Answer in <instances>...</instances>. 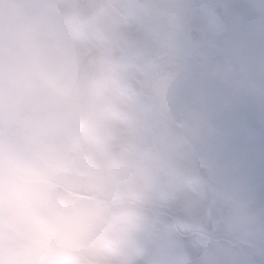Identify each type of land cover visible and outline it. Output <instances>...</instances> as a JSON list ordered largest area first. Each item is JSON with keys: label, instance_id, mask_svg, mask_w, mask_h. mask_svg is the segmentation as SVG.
I'll list each match as a JSON object with an SVG mask.
<instances>
[{"label": "snow or ice", "instance_id": "6c2138e0", "mask_svg": "<svg viewBox=\"0 0 264 264\" xmlns=\"http://www.w3.org/2000/svg\"><path fill=\"white\" fill-rule=\"evenodd\" d=\"M54 6L61 18H76L79 33L68 40L72 55L57 86L91 90L81 73L88 58L94 84L104 88L95 107L109 115L113 131L105 152L110 186L123 192L125 178L147 168L158 120L198 149L193 164L209 169L203 187L214 199H225L216 184L242 157L255 153L247 163L264 170V136L251 133L248 104L238 98L247 78L238 65L247 53L236 37L251 23L246 15H209L201 0H60ZM251 95L264 107V91L253 88ZM139 104L153 115L137 114ZM176 108L183 113L180 119ZM124 113L130 119H123ZM107 203L122 207L111 199ZM205 207L193 194L173 195L139 237L145 255L136 264H189L180 257L185 233L171 220L182 208ZM194 252L208 255L199 247ZM88 264L124 262L97 254Z\"/></svg>", "mask_w": 264, "mask_h": 264}, {"label": "clouds", "instance_id": "9594fccd", "mask_svg": "<svg viewBox=\"0 0 264 264\" xmlns=\"http://www.w3.org/2000/svg\"><path fill=\"white\" fill-rule=\"evenodd\" d=\"M209 15L225 16L242 12L251 23L236 37L247 53L243 65H238L246 74L245 87L239 99L248 104L249 129L256 137L264 136V107L259 105L251 91H264V0H201ZM76 25L71 38H78ZM69 57L72 49L68 47ZM83 83L93 85L95 99L103 96L102 85L94 84L91 60L82 61ZM122 94H125L121 90ZM153 115L146 106L139 104L137 114ZM177 119L183 117L179 108L174 109ZM108 118L109 115H107ZM123 119H130L124 113ZM159 130L153 150L146 155L147 168L140 167L134 178H125L123 194L112 196L122 203L114 214L111 226L122 238V245L109 244L114 259L124 264H136L145 253L139 237L148 225L157 218V213L172 199L173 195L193 194L206 207L180 209L171 223L185 233L181 241L180 257L189 264H264V170L252 168L247 160L255 153L242 157L232 174L220 179L216 187L224 191L223 200L212 198L203 187L209 177V169L193 164L197 153L195 145L181 138L158 120ZM108 137L113 131L108 127ZM204 249L208 255L195 254L194 248Z\"/></svg>", "mask_w": 264, "mask_h": 264}, {"label": "rangeland", "instance_id": "374dc122", "mask_svg": "<svg viewBox=\"0 0 264 264\" xmlns=\"http://www.w3.org/2000/svg\"><path fill=\"white\" fill-rule=\"evenodd\" d=\"M6 13L9 16L11 15L9 12ZM43 13L47 14L45 9H43ZM38 31H45L44 26L37 25L30 28V30H24L26 38L18 46L20 61H16L11 56V50H8L7 47L4 49V57L0 60L2 64L0 68V109L8 110L11 116L9 120L5 121L3 119L0 121L7 126L19 128V139H0V202L15 199L12 208L6 207L4 210V215L9 217L10 214H18L19 210L22 215H29L33 208H39L40 205H42L44 212L49 214L58 215L65 212L63 209L51 207L47 197H44V195L47 196L46 192L50 187L58 184L56 172L59 170L77 171L86 174L90 178L88 189L92 187L100 190L101 194L106 191L104 195L107 196L105 176L108 171V163L105 152L106 146L110 142L107 134L109 118L106 113L95 107L96 99L94 96V117L92 123L87 127L78 126L64 120H56L46 126L51 132V135H48L45 132L46 128L31 132L28 122L22 124L16 119L17 103L22 90L21 82L29 70L40 71L44 79L54 88L60 92L64 90L57 86V79L60 77L50 76L49 78L42 72L43 68L38 67L42 59L48 57L50 60L55 57V53L59 48L51 54L43 56L40 60H38L39 55L37 54L32 64L23 55L31 47V37ZM6 71L7 74H5ZM11 73L13 75L10 76ZM90 145L96 150L94 160H83L75 154V149H87ZM11 166H17L18 168H10ZM38 186L41 187L39 190ZM89 196L90 192L86 198H89ZM77 199L81 198L77 197ZM71 212H75V209ZM77 223V220H69L65 222V226L68 229H76ZM7 226L5 221L0 220V251L5 250L3 242L12 238L14 248L25 255L24 258L10 264H60L59 262L45 263L40 260L43 253L35 258L30 249L35 242L34 236L8 237L2 232L3 227ZM64 242L77 244L75 234L70 232L65 236V239L62 238L60 244H64ZM28 252H30V257H27Z\"/></svg>", "mask_w": 264, "mask_h": 264}, {"label": "flooded vegetation", "instance_id": "af4514ba", "mask_svg": "<svg viewBox=\"0 0 264 264\" xmlns=\"http://www.w3.org/2000/svg\"><path fill=\"white\" fill-rule=\"evenodd\" d=\"M59 2L60 0H31L27 6L21 8L20 2L17 3L18 5L12 6L6 0H0V60L4 57V49L7 47L8 50H11V56L16 61H20L18 46L26 38L24 30H30V28H34L37 25H43L45 31L40 32L55 37L56 46L59 44V50L55 53V57L50 60L47 57L43 60V56L51 54L52 51L35 48L32 40L31 47L23 55H25L26 59L28 53H32L34 57L38 54V60L42 59L38 64L39 68H43V71H41L49 78L50 76L60 77L69 59L68 40L71 38L72 27L77 23V20L75 17L69 19L61 18L54 6ZM42 9H45L48 14L45 15ZM6 12L11 13V15L9 16ZM1 67L2 64L0 62ZM14 71L16 72V70ZM30 72L32 71L29 70L27 73L29 74ZM7 73L6 71L5 74ZM11 75L13 74L11 73ZM63 89L66 94L70 87ZM10 117L8 110L4 111L3 108L0 109V120L5 119L6 121ZM28 125L31 132L45 129V127L41 129L34 128L30 123ZM45 132L50 134L47 128ZM0 139H19V128L7 126L0 121ZM10 168L18 167L11 166ZM106 185L107 196L104 195L106 191L101 194L100 190L95 189V192H92L89 189L90 200H85L84 198L78 200L74 196V201L72 200L73 202L70 206L71 209L63 208L65 212L58 215L44 212L42 205H40L39 208L32 209L31 207L32 211L29 215H22L19 210L18 214H10L9 217L4 215V210L6 207L12 208L15 199L0 202V220L5 221L8 225L7 227H3L2 232L8 237L20 235L34 236L35 241L39 243L41 248L40 253L34 254L35 258H38L43 253L40 260L45 263L88 264V261L95 258L97 254L113 258L109 244L122 245L123 243L119 233L111 226L114 214L120 208L110 207L107 201L111 199L120 203L121 201L114 198L112 194H123L125 190L120 192L115 185L110 186L108 182ZM40 188L38 186V190ZM44 197L46 196L44 195ZM74 209L75 212L72 213L71 210ZM69 220L78 221L76 229H68L65 226V222ZM70 232L75 234L77 244L68 242L60 244L62 238L65 239V236ZM12 241L13 239L9 238L3 242L5 250L0 251V264L15 263L18 259L25 257L21 251L14 248ZM28 253L27 257H30V252Z\"/></svg>", "mask_w": 264, "mask_h": 264}, {"label": "water", "instance_id": "95a60500", "mask_svg": "<svg viewBox=\"0 0 264 264\" xmlns=\"http://www.w3.org/2000/svg\"><path fill=\"white\" fill-rule=\"evenodd\" d=\"M35 43L38 46H52V42L45 36L36 37ZM18 109L21 121L30 119L37 127L54 119H67L77 124H89L92 120L91 90L85 91L80 87H72L69 95L65 97L48 86L40 77L31 76L24 80ZM77 153L83 158H93L91 150L78 149ZM58 177L62 186L51 191L55 205H64L69 200L70 193L67 190L84 191L88 182L85 177L76 173H59Z\"/></svg>", "mask_w": 264, "mask_h": 264}]
</instances>
